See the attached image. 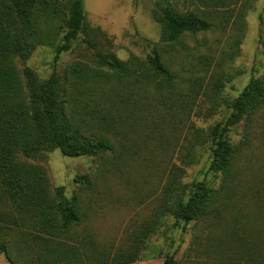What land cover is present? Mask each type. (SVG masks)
<instances>
[{
    "label": "rangeland",
    "instance_id": "obj_1",
    "mask_svg": "<svg viewBox=\"0 0 264 264\" xmlns=\"http://www.w3.org/2000/svg\"><path fill=\"white\" fill-rule=\"evenodd\" d=\"M83 2L87 27L72 49L56 62L51 47L39 46L29 60L17 59L21 73L30 68L41 80L56 74L66 84L74 65L113 73L102 66V56L139 63L159 53L175 79H90L78 92L80 116L87 133L105 135L114 152L69 158L55 150L28 159L46 170L53 191L64 187L68 199L81 197L76 232L92 237L89 246L107 264L121 254L136 257L129 264H163L169 255L179 264H264V107L228 134L237 147L228 181L223 185V176L209 171L211 128L226 122L229 103L264 75V0ZM169 6L207 13L211 30L163 43L154 13ZM78 175H87L94 187L77 183ZM194 181L219 191L212 213L187 225L169 214L159 217L167 188L177 185L189 198ZM7 215L21 218L10 207ZM11 233L14 241V225ZM0 264H11L1 252Z\"/></svg>",
    "mask_w": 264,
    "mask_h": 264
},
{
    "label": "trees",
    "instance_id": "obj_2",
    "mask_svg": "<svg viewBox=\"0 0 264 264\" xmlns=\"http://www.w3.org/2000/svg\"><path fill=\"white\" fill-rule=\"evenodd\" d=\"M154 20L162 27L163 43H176L187 34L212 28L207 13H182L170 6L155 12ZM86 24L83 0H0V252L11 264L110 263L96 256L94 244L89 246L94 242L92 237L83 239L76 232L83 219L81 197L68 199L64 187L53 191L46 170L28 159L55 150L69 158L114 152V143L105 135L87 133V123L80 116L78 92L90 79L108 82L114 76L147 83H172L175 79L159 53L139 63L135 57L121 61L102 56V66L113 73L74 65L70 70L73 79L67 77L66 84L56 74L41 80L30 68L23 73L18 69L17 59L29 60L39 46L51 47L59 61L72 49ZM61 32L64 34L58 42ZM84 42L94 47L93 39L87 37ZM260 43L264 50V36ZM229 107L232 111L227 121L211 128L209 171L223 176V185L232 175L237 151L228 134L264 107V75L253 77ZM76 182L88 189L94 187L87 175H78ZM218 192L204 181H194L186 198L172 184L158 216L169 214L186 225L201 221L212 213ZM2 206L7 212L9 207L16 210L21 218L8 217ZM13 225L19 231L14 241L8 239ZM134 260L133 255L121 254L114 262L129 264ZM163 264L179 261L169 255Z\"/></svg>",
    "mask_w": 264,
    "mask_h": 264
}]
</instances>
